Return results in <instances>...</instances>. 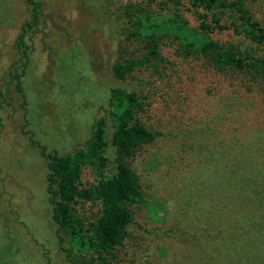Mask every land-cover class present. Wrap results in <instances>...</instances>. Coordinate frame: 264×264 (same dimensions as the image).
Returning <instances> with one entry per match:
<instances>
[{"label": "rangeland", "instance_id": "1", "mask_svg": "<svg viewBox=\"0 0 264 264\" xmlns=\"http://www.w3.org/2000/svg\"><path fill=\"white\" fill-rule=\"evenodd\" d=\"M127 1L140 0H39L38 22L23 36L24 56L16 42L29 6L0 0V248L8 243L0 264H232V254L201 244L219 224L207 195L215 189L237 204L234 188L246 199L256 186L260 200L239 198L240 208L247 218L264 210V92L244 73L217 71L192 57L159 92V109L143 117L158 135L131 157L141 199L122 244L101 252L103 261L72 247L67 261L63 249L71 239L51 221L39 146L58 154L80 147L106 112L110 88L150 92L140 79L111 72L122 57L142 51L124 38L119 5ZM21 69L17 83L10 72ZM105 123L109 137L108 117ZM105 155L113 160L110 146ZM85 177L97 178L90 170ZM98 210L84 208L88 217ZM202 223L209 233L200 232ZM259 223L263 228L247 235V258L264 264V248L252 250L254 241L264 245V219Z\"/></svg>", "mask_w": 264, "mask_h": 264}, {"label": "trees", "instance_id": "2", "mask_svg": "<svg viewBox=\"0 0 264 264\" xmlns=\"http://www.w3.org/2000/svg\"><path fill=\"white\" fill-rule=\"evenodd\" d=\"M24 1L30 15L21 25L16 43L23 45L22 55L26 56L23 36L35 28L40 3ZM119 8L126 24L125 40L141 44L142 51L122 57L120 62L112 64L111 72L117 79L125 75L140 79L150 92L141 95L119 87L110 88L106 112L93 121L90 135L80 147L58 154L39 146L46 165L45 193L51 221L56 225V233L63 232L71 239L70 248L63 249L69 263L74 258L72 247L79 253L89 250L99 256L122 244L125 229L133 221L132 207L141 199L131 157L137 146L150 143L158 135L147 127L143 117L159 109V92L172 82L170 77L179 64L192 57L202 58L217 71L244 73L264 92V0H140L127 1ZM23 66L22 63L20 67ZM22 72L23 69L14 70L10 77L18 83ZM105 117L111 122L109 137ZM108 146L114 154L111 161L105 155ZM88 170L97 176L96 180L85 181ZM234 189L238 192V205L234 196L215 189L210 192L214 193L213 197L207 195L214 225L219 224L210 240L200 241L214 254H232V264H259L258 257L247 258L251 242L247 235L251 230L263 228L259 221L264 219V210L261 208L260 215L254 210L247 218L239 204L242 201L239 198L244 196L240 188ZM253 189V196L244 199L245 203L260 200L256 186ZM87 204L99 206L92 217L85 215ZM244 221L248 222L246 226ZM209 227L202 223L199 230L209 233ZM58 240L62 237L58 236ZM7 244L0 248V259L7 252ZM252 246L255 252L264 248L255 241ZM243 251L246 253L240 257Z\"/></svg>", "mask_w": 264, "mask_h": 264}]
</instances>
